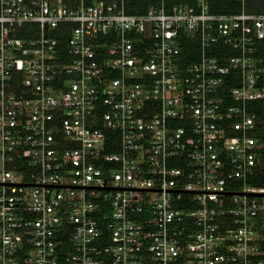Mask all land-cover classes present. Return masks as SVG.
Wrapping results in <instances>:
<instances>
[{
  "label": "built area",
  "instance_id": "1",
  "mask_svg": "<svg viewBox=\"0 0 264 264\" xmlns=\"http://www.w3.org/2000/svg\"><path fill=\"white\" fill-rule=\"evenodd\" d=\"M249 1L0 0V264H264Z\"/></svg>",
  "mask_w": 264,
  "mask_h": 264
},
{
  "label": "trees",
  "instance_id": "2",
  "mask_svg": "<svg viewBox=\"0 0 264 264\" xmlns=\"http://www.w3.org/2000/svg\"><path fill=\"white\" fill-rule=\"evenodd\" d=\"M228 1L229 0H220V3H221L220 8L216 9L215 11L217 12H236L237 11L236 7L234 8L229 7ZM249 2H250L249 8L252 7L251 10L264 11V0H250ZM189 60L192 61V60H195V58L190 57ZM253 184L256 186L264 185L263 183L260 184L257 181H253Z\"/></svg>",
  "mask_w": 264,
  "mask_h": 264
}]
</instances>
